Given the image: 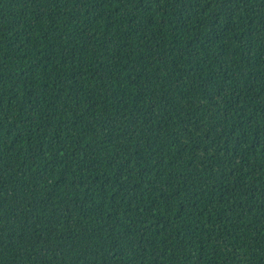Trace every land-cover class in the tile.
I'll use <instances>...</instances> for the list:
<instances>
[{"label":"trees","instance_id":"1","mask_svg":"<svg viewBox=\"0 0 264 264\" xmlns=\"http://www.w3.org/2000/svg\"><path fill=\"white\" fill-rule=\"evenodd\" d=\"M0 264H264V0H0Z\"/></svg>","mask_w":264,"mask_h":264}]
</instances>
